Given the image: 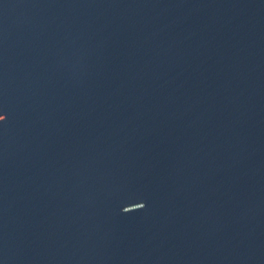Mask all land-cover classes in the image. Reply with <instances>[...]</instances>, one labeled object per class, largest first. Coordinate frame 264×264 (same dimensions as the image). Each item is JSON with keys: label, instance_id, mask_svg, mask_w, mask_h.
Segmentation results:
<instances>
[{"label": "water", "instance_id": "1", "mask_svg": "<svg viewBox=\"0 0 264 264\" xmlns=\"http://www.w3.org/2000/svg\"><path fill=\"white\" fill-rule=\"evenodd\" d=\"M0 264H264V0H0Z\"/></svg>", "mask_w": 264, "mask_h": 264}]
</instances>
